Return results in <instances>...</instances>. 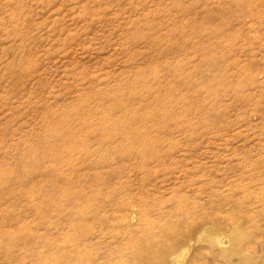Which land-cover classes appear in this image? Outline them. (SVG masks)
Returning <instances> with one entry per match:
<instances>
[{
    "label": "rangeland",
    "instance_id": "obj_1",
    "mask_svg": "<svg viewBox=\"0 0 264 264\" xmlns=\"http://www.w3.org/2000/svg\"><path fill=\"white\" fill-rule=\"evenodd\" d=\"M6 66L0 264H43L41 211L51 191L42 170L51 163L42 156L67 128L139 133L131 162L141 160L137 151L163 160L144 173L123 169L105 193L141 189L148 178L176 230L205 213L223 231L238 223L249 234L244 247L262 253L264 0H0V82ZM97 138L89 136L92 149L107 148ZM87 192L90 206L95 192ZM205 239L193 241L185 262L228 264Z\"/></svg>",
    "mask_w": 264,
    "mask_h": 264
},
{
    "label": "bare ground",
    "instance_id": "obj_2",
    "mask_svg": "<svg viewBox=\"0 0 264 264\" xmlns=\"http://www.w3.org/2000/svg\"><path fill=\"white\" fill-rule=\"evenodd\" d=\"M9 73L10 68L6 66L0 89H8ZM4 79L7 84L2 85ZM9 98L10 92L3 90L0 101L8 103ZM93 133H98L96 143L102 147L108 144L107 148L92 149L89 136ZM140 138L139 133L128 129L67 128L56 136L57 142L55 140L46 148L43 162L51 163V167L45 165L42 176L51 192L46 194L41 211V228L47 230L39 239L42 263L197 264L194 258L185 262V256L193 241L206 238L212 246L219 247L217 256L228 264H264V239L260 241L262 253L256 255L252 245L244 247L249 234L238 223L229 231H223L217 218L200 213L181 230H176L167 222L164 207L154 203L151 195L158 191L150 189L152 183L148 178L141 182V189L132 183L129 187L121 186L117 195L104 192L119 182L117 175L124 172L123 169L137 168L144 173L149 161L160 163L163 160L162 155L150 153L146 157L145 153L137 151V157L142 158L138 164H133V141ZM116 162L122 164L114 167ZM63 165L67 171L61 170ZM105 168L112 169L108 179L98 174ZM95 173L97 175L91 180ZM88 189L95 192V201L85 206L84 201L90 198ZM102 198L111 203L112 211L107 209ZM132 223L137 225L133 227ZM69 229L77 235L61 239L60 235L68 233ZM113 244L118 251L112 248ZM212 264L222 263L215 258Z\"/></svg>",
    "mask_w": 264,
    "mask_h": 264
}]
</instances>
